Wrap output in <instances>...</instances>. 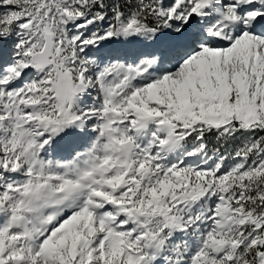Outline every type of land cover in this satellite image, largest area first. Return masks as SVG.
<instances>
[{
  "label": "snow or ice",
  "instance_id": "obj_1",
  "mask_svg": "<svg viewBox=\"0 0 264 264\" xmlns=\"http://www.w3.org/2000/svg\"><path fill=\"white\" fill-rule=\"evenodd\" d=\"M0 264H264V0H0Z\"/></svg>",
  "mask_w": 264,
  "mask_h": 264
}]
</instances>
